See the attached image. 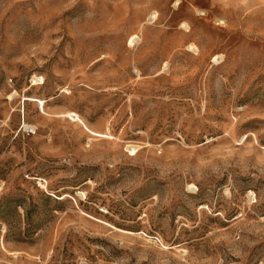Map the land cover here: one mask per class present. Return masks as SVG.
Wrapping results in <instances>:
<instances>
[{
	"label": "rangeland",
	"instance_id": "rangeland-1",
	"mask_svg": "<svg viewBox=\"0 0 264 264\" xmlns=\"http://www.w3.org/2000/svg\"><path fill=\"white\" fill-rule=\"evenodd\" d=\"M0 264H264V0H0Z\"/></svg>",
	"mask_w": 264,
	"mask_h": 264
},
{
	"label": "bare ground",
	"instance_id": "bare-ground-1",
	"mask_svg": "<svg viewBox=\"0 0 264 264\" xmlns=\"http://www.w3.org/2000/svg\"><path fill=\"white\" fill-rule=\"evenodd\" d=\"M150 17H151V18L155 17V13L152 14ZM35 79L38 80V78H35ZM34 83H35V82H34Z\"/></svg>",
	"mask_w": 264,
	"mask_h": 264
}]
</instances>
